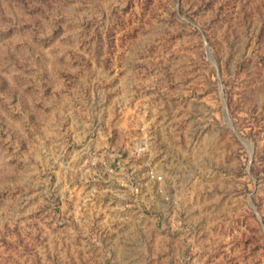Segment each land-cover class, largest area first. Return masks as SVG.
Wrapping results in <instances>:
<instances>
[{
  "label": "rangeland",
  "instance_id": "1",
  "mask_svg": "<svg viewBox=\"0 0 264 264\" xmlns=\"http://www.w3.org/2000/svg\"><path fill=\"white\" fill-rule=\"evenodd\" d=\"M0 264H264V0H0Z\"/></svg>",
  "mask_w": 264,
  "mask_h": 264
}]
</instances>
